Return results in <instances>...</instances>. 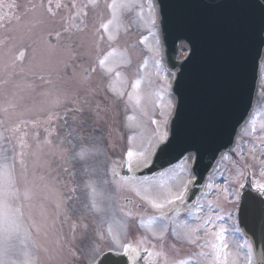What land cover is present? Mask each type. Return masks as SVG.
Listing matches in <instances>:
<instances>
[{
  "label": "rangeland",
  "instance_id": "374dc122",
  "mask_svg": "<svg viewBox=\"0 0 264 264\" xmlns=\"http://www.w3.org/2000/svg\"><path fill=\"white\" fill-rule=\"evenodd\" d=\"M76 2L0 0V264H91L110 248L255 264L232 220L248 173L264 191V54L248 120L170 229L147 209L181 196L192 159L171 169L177 186L120 176L166 139L174 105L154 0Z\"/></svg>",
  "mask_w": 264,
  "mask_h": 264
},
{
  "label": "water",
  "instance_id": "95a60500",
  "mask_svg": "<svg viewBox=\"0 0 264 264\" xmlns=\"http://www.w3.org/2000/svg\"><path fill=\"white\" fill-rule=\"evenodd\" d=\"M168 68L175 71V97L168 135L145 177L185 154H194L192 202L219 154L230 148L255 101L264 48V0H155ZM180 50L184 54H180ZM238 225L251 242L256 264H264V196L247 176L240 193ZM94 264H132L126 253L108 251Z\"/></svg>",
  "mask_w": 264,
  "mask_h": 264
},
{
  "label": "flooded vegetation",
  "instance_id": "af4514ba",
  "mask_svg": "<svg viewBox=\"0 0 264 264\" xmlns=\"http://www.w3.org/2000/svg\"><path fill=\"white\" fill-rule=\"evenodd\" d=\"M72 1L73 0H64V3L72 2ZM210 181L212 182L213 180L211 178H209L208 183H210ZM177 182H178L177 178H176V176H174L172 178V184L174 186H177ZM180 197L178 199H176L175 201H178L180 199ZM195 210L196 209H192L190 211V213L185 217H180V218H177V219L170 221V222L167 220L168 228H170V229H173L172 227L175 228L183 220V218L186 219V218L190 217L191 215H193ZM148 215L153 221L155 220L156 217H159V218L163 217V213L161 211L157 210L155 207L148 209ZM235 225L236 224H235L234 220H232V227L234 228ZM237 234H238L239 238L241 239V241L245 245H248V246L250 245L249 241L244 238V236L242 235V233L240 231H237ZM123 250L128 251V249H123ZM128 252L132 256L133 264H159V263H157L158 258L154 257L151 253H148V251L144 252V254L140 253L141 255L138 253L137 249H130ZM212 252L214 253V250H212Z\"/></svg>",
  "mask_w": 264,
  "mask_h": 264
}]
</instances>
